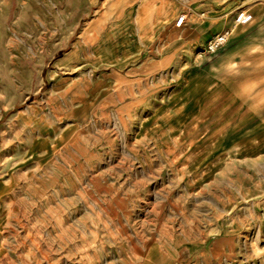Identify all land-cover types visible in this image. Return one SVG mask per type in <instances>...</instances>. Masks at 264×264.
Returning a JSON list of instances; mask_svg holds the SVG:
<instances>
[{
    "label": "rangeland",
    "instance_id": "374dc122",
    "mask_svg": "<svg viewBox=\"0 0 264 264\" xmlns=\"http://www.w3.org/2000/svg\"><path fill=\"white\" fill-rule=\"evenodd\" d=\"M262 110L264 0H0V264H263Z\"/></svg>",
    "mask_w": 264,
    "mask_h": 264
},
{
    "label": "crops",
    "instance_id": "0c3cea01",
    "mask_svg": "<svg viewBox=\"0 0 264 264\" xmlns=\"http://www.w3.org/2000/svg\"><path fill=\"white\" fill-rule=\"evenodd\" d=\"M134 9H130L129 13H127L126 17L128 18V24L127 25H132L133 21H136L139 24L140 29H142L143 23L146 19H148V13H143V15L141 14H137V16L134 14ZM152 14L149 15V17H151ZM127 22V21H125ZM212 28L211 24H208L205 27H201V32L202 33H208V31H210ZM116 35H114V37L109 36L107 34H105V39H99L98 42L95 44L94 47V52L96 54H98L100 56V58L102 59H109L112 54L114 53H119V52H123V54H126L127 51H129L130 45L129 42L130 40L128 39H116ZM174 39H177L179 37V35H175L173 36ZM195 74H191L190 77L188 78V85L186 87L183 88V90L176 95H173L169 98V102H172L174 104H183L184 102L183 100H186L187 96H190V94L192 93L193 89L198 87L200 84V81L202 79V77L198 74V78L197 79H191V76L194 77ZM192 105V103L189 105V107ZM183 110H184V106H183ZM262 114L264 113V110L260 111ZM263 264H264V259H263Z\"/></svg>",
    "mask_w": 264,
    "mask_h": 264
},
{
    "label": "built area",
    "instance_id": "2783aa9c",
    "mask_svg": "<svg viewBox=\"0 0 264 264\" xmlns=\"http://www.w3.org/2000/svg\"><path fill=\"white\" fill-rule=\"evenodd\" d=\"M251 19H252V15L244 11L239 12L236 17V21L239 24H246L250 22ZM185 20H186L185 14L179 15L174 21V26L175 27L182 26L185 23ZM230 36H231V31L229 29H224L219 34H217L213 40H211L207 44L206 48L209 51H214L219 47H221L224 43H226Z\"/></svg>",
    "mask_w": 264,
    "mask_h": 264
},
{
    "label": "bare ground",
    "instance_id": "6f19581e",
    "mask_svg": "<svg viewBox=\"0 0 264 264\" xmlns=\"http://www.w3.org/2000/svg\"><path fill=\"white\" fill-rule=\"evenodd\" d=\"M203 32V31H202ZM209 32V31H208Z\"/></svg>",
    "mask_w": 264,
    "mask_h": 264
}]
</instances>
